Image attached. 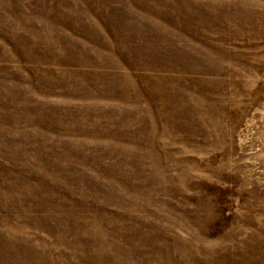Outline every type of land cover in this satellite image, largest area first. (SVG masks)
Returning <instances> with one entry per match:
<instances>
[{"label":"rangeland","instance_id":"rangeland-1","mask_svg":"<svg viewBox=\"0 0 264 264\" xmlns=\"http://www.w3.org/2000/svg\"><path fill=\"white\" fill-rule=\"evenodd\" d=\"M0 264H264V0H0Z\"/></svg>","mask_w":264,"mask_h":264}]
</instances>
